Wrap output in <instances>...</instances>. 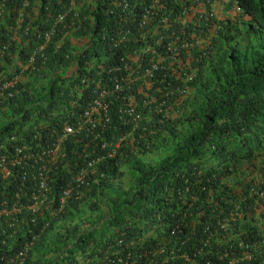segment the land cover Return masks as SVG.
Here are the masks:
<instances>
[{
	"label": "trees",
	"instance_id": "obj_1",
	"mask_svg": "<svg viewBox=\"0 0 264 264\" xmlns=\"http://www.w3.org/2000/svg\"><path fill=\"white\" fill-rule=\"evenodd\" d=\"M23 1L3 0L0 6V45L7 44L0 54V84L1 76L11 78L15 68L8 71L11 64L26 62L45 44L43 36L59 15L64 21L46 43L44 61L34 56V71L28 73L34 77L27 87L16 88L17 94L13 89L0 94V145L24 121L64 111L79 95L77 110L63 113L62 122L40 135L49 139L44 145H51L64 125L81 119L86 107L88 89L65 86L71 65L81 68L92 59L115 58L120 49L111 48L100 36H115L118 26L128 25L121 16L123 8L149 9L153 0H28L37 7L38 17L30 10L15 33ZM185 1L160 0L173 13ZM233 2L242 11L240 18L224 26L209 49L194 45L187 67L178 66L187 53L178 47L174 78L167 75L154 87V102H139L141 117L133 143L122 144L113 160L97 167L92 179L71 189L63 213L50 217L42 207V215L33 217L37 225L22 241L0 234V264L26 243L30 246L23 264H79L81 258L88 261L93 256L99 264H227L219 258L210 232L222 239L228 229L218 221L237 210L243 220L230 225V234H248L252 206L264 207V199L255 195L264 192V0H228L229 7ZM16 36L19 41L14 42ZM11 91L14 97H8ZM143 99L149 102L146 96ZM118 103L113 117L119 126L123 103ZM159 103H164L162 114L155 109ZM52 130L56 134L51 138ZM129 132L130 128L111 130L91 144ZM87 142L81 134L65 140L66 161L73 163L72 152L81 155ZM158 153L155 161L146 162ZM75 160L80 166L74 171L85 162ZM121 167L129 175L125 188L112 181ZM65 168L52 184L50 202L61 195ZM3 191L1 184L0 195ZM84 207L88 216L78 222ZM249 234L264 239L254 228Z\"/></svg>",
	"mask_w": 264,
	"mask_h": 264
},
{
	"label": "clouds",
	"instance_id": "obj_2",
	"mask_svg": "<svg viewBox=\"0 0 264 264\" xmlns=\"http://www.w3.org/2000/svg\"><path fill=\"white\" fill-rule=\"evenodd\" d=\"M3 0H0V6ZM74 1H71L70 7L75 8ZM122 6V5H121ZM31 10L35 19L38 17L37 7H31L28 0L21 3V8L17 13L14 32L16 33L24 24V18ZM240 7L233 2L230 7L228 0H186L182 3L179 10L173 13L172 10L164 9L160 0H153L149 9L145 10H126L123 8L121 16L127 20L125 27L118 26L115 36L108 37L103 34L100 36L102 42H106L113 49H120L115 58L103 59L102 61L89 60L83 67L76 64L71 65L68 70L65 86L83 85L88 89L86 107L83 110L81 119L72 125H64L62 130L56 135V141L51 145H44L48 138H42L40 135L46 131L55 128L59 122H62L63 113L76 111L79 105L80 96L76 95L74 100L69 102L64 111L53 112L47 118H36L26 120L12 134L7 136L5 144L0 145V186L3 184L5 191L0 195V202L5 201L12 204L16 201L27 203L26 197L38 188V182L33 178L34 172L40 163L39 156L42 151L59 147L60 157L54 167L48 173L47 184L49 192L46 194L47 200L42 205L46 208V214L54 208L60 206V199L71 189L79 188L85 185L87 178L96 175L97 167L104 161L113 160L117 151L125 143H133L135 128L140 120L139 102L143 105L155 101L153 95L154 87L161 84L163 79L170 75L177 68L176 57L178 47L187 49L185 61L178 65L180 68L186 66L191 48L197 45L201 49L210 48L212 39L235 18H240ZM34 19H32V22ZM64 17L60 16L44 36V45L39 46L34 55L26 62L15 61L8 68L15 66L11 78L7 75L1 76L3 83L0 84V94L4 90L22 88L29 84L31 79L28 77L29 71H34V56L38 55L41 61H44L43 51L52 36L56 33V25H61ZM243 24L239 28H243ZM27 28V27H26ZM31 29V28H29ZM27 31V29H25ZM15 41H19L16 36ZM192 42H195L192 44ZM7 48V44L0 45V54ZM67 59V55L65 56ZM110 68V70L108 69ZM187 67V66H186ZM7 79V81H5ZM29 86V85H28ZM27 87V86H26ZM25 87V88H26ZM23 88V89H25ZM134 91H124L123 89ZM18 93V91H17ZM15 91V94H17ZM78 93L80 91L78 90ZM15 94H8V97H14ZM146 96L148 103L144 102ZM192 96V94H191ZM118 115L119 126L114 120L115 110L120 106ZM164 103H159L155 109L162 114ZM130 128V132L119 138L113 136L107 137L103 143H93L92 141L100 136L110 135L106 132L111 130ZM70 129L71 132L66 130ZM56 133L50 132L52 138ZM81 134L87 140V147L79 155L72 152L73 163L66 161V153L62 151V145L71 136ZM116 139L115 141H111ZM123 144V145H122ZM9 148V149H8ZM100 149L99 152H97ZM109 149V150H107ZM84 164L80 165L76 160ZM66 166L67 178L63 184L62 192L59 198L49 201L51 196V187L56 180L60 168ZM8 173L7 176L5 174ZM80 175L83 176L81 182ZM264 185V181H263ZM66 188H68L66 190ZM251 193L255 190L251 187ZM7 193L10 195L7 196ZM256 199H264V192L255 194ZM71 197H64L63 207L53 217H58L66 206L67 200ZM42 207L39 215H42ZM253 216L250 219V228L248 234H230L231 224L239 223L243 220L242 213L237 210L229 211L224 220L218 221V225L228 230L222 234V239L217 234L211 233L215 248L219 252V258L227 260V264H264V239H257V234H249L251 228L264 234V207L258 208L252 206ZM26 215V214H25ZM33 215H21V223L10 226L3 220L0 221V234L5 239H13L18 236L20 241L26 236V231L37 225ZM34 219V221H31ZM47 224V223H46ZM35 237V236H32ZM30 237V238H32ZM211 240V239H208ZM28 243L12 254L11 259H15L17 254L24 250ZM4 258V257H3ZM10 258V257H9ZM23 264V263H22ZM79 264H99L95 256L85 261L81 258ZM186 264H190L188 261Z\"/></svg>",
	"mask_w": 264,
	"mask_h": 264
},
{
	"label": "built area",
	"instance_id": "obj_3",
	"mask_svg": "<svg viewBox=\"0 0 264 264\" xmlns=\"http://www.w3.org/2000/svg\"><path fill=\"white\" fill-rule=\"evenodd\" d=\"M67 132H71L70 129L66 130ZM59 147L55 145L51 149H47L45 151L41 152V155L39 156L40 163L37 168V171L34 172L33 178L38 182V188L35 191H32L27 197V203L16 201L12 204H9L8 202L1 201L0 202V221L3 220L5 223L9 224L10 226L15 225L17 223L23 222L22 219L19 217L21 215H33L34 217L39 215V211L44 205V203L47 200L46 194L49 192L47 179H48V173L51 171V169L56 164L57 160L59 159ZM8 173L5 174L7 176ZM83 176L80 175L79 181L81 182ZM69 192H66V195L69 196ZM64 196V197H67ZM64 197L60 199V206L58 208H54L50 212V217L55 216L58 211H60L63 207ZM31 221H34L32 219ZM28 249V246L21 252H19L15 259H7L5 260L6 264L9 262H12V264H22L24 261V257L26 255V251ZM1 260H4L3 257H1Z\"/></svg>",
	"mask_w": 264,
	"mask_h": 264
},
{
	"label": "rangeland",
	"instance_id": "obj_4",
	"mask_svg": "<svg viewBox=\"0 0 264 264\" xmlns=\"http://www.w3.org/2000/svg\"><path fill=\"white\" fill-rule=\"evenodd\" d=\"M161 154L158 153L156 155H149L148 159H147V163H152L153 161H155V159H157L158 157H160ZM127 171V168L126 167H121L117 170L116 174H115V177L114 179H112V181L116 184V185H121L123 186V188H125L127 185H128V182H129V175L128 173L126 172ZM120 174H123V177L120 176ZM88 208L87 207H84V209L80 212V215L81 216V219L78 220V222H81L82 219H85L87 216H88ZM106 209L104 210V213H106ZM83 221V220H82ZM66 255H69L70 254H66Z\"/></svg>",
	"mask_w": 264,
	"mask_h": 264
}]
</instances>
